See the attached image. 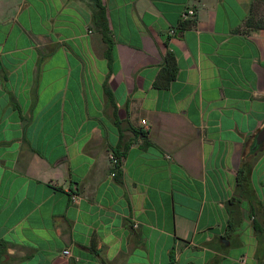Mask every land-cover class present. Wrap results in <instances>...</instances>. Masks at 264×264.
I'll use <instances>...</instances> for the list:
<instances>
[{
  "label": "crops",
  "instance_id": "0c3cea01",
  "mask_svg": "<svg viewBox=\"0 0 264 264\" xmlns=\"http://www.w3.org/2000/svg\"><path fill=\"white\" fill-rule=\"evenodd\" d=\"M255 2L0 0V264H264Z\"/></svg>",
  "mask_w": 264,
  "mask_h": 264
},
{
  "label": "trees",
  "instance_id": "16d2710c",
  "mask_svg": "<svg viewBox=\"0 0 264 264\" xmlns=\"http://www.w3.org/2000/svg\"><path fill=\"white\" fill-rule=\"evenodd\" d=\"M256 9H257V6H256V2H255V3H253V6H252V11L254 13L251 15V17H249L245 21L246 27H253V28L264 27V18H261L262 23L260 22V20L256 21V17H255V15H257L255 13ZM261 9L263 10L264 8L262 7ZM99 14L103 18L105 17V10L101 4H99ZM257 18H258V16H257ZM188 24H189V21H187L185 23V25H188ZM177 72H178V65H177L176 56H175L174 52L168 51L166 53V55L164 56L161 71H160L157 79L154 82L155 86L159 87V88H168L170 86L171 82L173 80H175V78L177 77ZM254 145H256V143ZM262 145L263 144L257 145L254 150L255 151L258 150V148H260ZM3 246H4V242L0 241V248H3ZM173 259H174V257H173ZM173 259H172V264H175Z\"/></svg>",
  "mask_w": 264,
  "mask_h": 264
},
{
  "label": "built area",
  "instance_id": "2783aa9c",
  "mask_svg": "<svg viewBox=\"0 0 264 264\" xmlns=\"http://www.w3.org/2000/svg\"><path fill=\"white\" fill-rule=\"evenodd\" d=\"M188 14L189 15L190 14H194V11L193 10H189L187 12V14H185V16L188 15ZM143 123H146V120H143ZM111 159L113 160V162L115 163V165H118L119 160H118V158L114 154L111 155ZM112 175L115 176L116 175V172H113ZM63 254L64 255H69L70 254V250L69 249H64L63 250Z\"/></svg>",
  "mask_w": 264,
  "mask_h": 264
},
{
  "label": "water",
  "instance_id": "95a60500",
  "mask_svg": "<svg viewBox=\"0 0 264 264\" xmlns=\"http://www.w3.org/2000/svg\"><path fill=\"white\" fill-rule=\"evenodd\" d=\"M256 145H260V144H263L264 143V126L260 129V131L257 133V136H256Z\"/></svg>",
  "mask_w": 264,
  "mask_h": 264
},
{
  "label": "rangeland",
  "instance_id": "374dc122",
  "mask_svg": "<svg viewBox=\"0 0 264 264\" xmlns=\"http://www.w3.org/2000/svg\"><path fill=\"white\" fill-rule=\"evenodd\" d=\"M263 3H264V2H263ZM263 3H260V2H259V3H256V6H257V7H260V8H261V7H263V8H264V5H263Z\"/></svg>",
  "mask_w": 264,
  "mask_h": 264
}]
</instances>
